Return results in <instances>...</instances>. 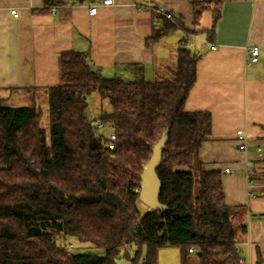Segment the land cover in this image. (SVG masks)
<instances>
[{
	"label": "trees",
	"instance_id": "16d2710c",
	"mask_svg": "<svg viewBox=\"0 0 264 264\" xmlns=\"http://www.w3.org/2000/svg\"><path fill=\"white\" fill-rule=\"evenodd\" d=\"M191 7L194 26L203 11L212 12L204 32L212 40L221 2L192 1ZM155 16L160 24L147 44L176 29L193 33L172 13L173 21ZM197 60L181 43L174 66L153 80L139 64L124 66L131 78L104 77L85 52L71 50L59 54L56 85L10 89L23 104H3L0 97V264H117L130 244L137 245L132 264H157L165 247L179 249L180 264H239L235 237L245 226L232 218L243 208L225 203L221 171L206 170L198 157L210 114L183 109ZM92 95L106 103L98 115L105 127L100 138L87 118ZM163 137L156 174L165 208L142 211L139 175ZM248 177L260 182L264 173L251 169ZM59 236L103 254L70 252Z\"/></svg>",
	"mask_w": 264,
	"mask_h": 264
},
{
	"label": "crops",
	"instance_id": "0c3cea01",
	"mask_svg": "<svg viewBox=\"0 0 264 264\" xmlns=\"http://www.w3.org/2000/svg\"><path fill=\"white\" fill-rule=\"evenodd\" d=\"M192 1L209 0H113L109 5L102 0H0V94L56 85L59 54L71 50L85 52L102 76L131 78L124 66L139 64L144 78L153 80L174 66L184 43L198 60L183 109L210 114L199 160L206 170L221 171L225 203L243 208L232 218L245 226L235 237L239 264H259L264 261V180H249L248 170L264 173V0H219L212 40L204 33L212 12L203 11L194 26ZM53 4L55 12L49 8ZM144 5L163 6L193 33L179 29L183 36L177 39L172 31L147 44L152 26L160 23ZM91 6L97 9L89 16ZM12 9L18 17L11 16ZM189 36L203 45L191 49ZM252 45L260 52L256 62L248 63L246 48ZM237 130L245 136V150L238 148Z\"/></svg>",
	"mask_w": 264,
	"mask_h": 264
},
{
	"label": "rangeland",
	"instance_id": "374dc122",
	"mask_svg": "<svg viewBox=\"0 0 264 264\" xmlns=\"http://www.w3.org/2000/svg\"><path fill=\"white\" fill-rule=\"evenodd\" d=\"M171 38H178L180 36H183L182 31L179 29L174 30L172 33ZM189 39L191 40L189 42V47L191 49H199L203 43L201 42L199 37H193L189 36ZM108 77V76H104ZM112 77V76H109ZM0 97H4L3 99V104H8V105H18V104H23L24 103V97L21 96V94L11 92L10 94H0ZM43 109L46 110V105L44 104V99L38 98L37 102ZM106 103H101L100 99L92 95L88 99V108L87 112H92L94 115H99V111L104 108ZM46 117V114H44V117ZM42 118V120H43ZM42 126H45V124L41 121ZM111 129H106L105 134H109ZM140 204V209L142 211H145L147 208L142 204ZM57 242L60 244H64L65 247L70 251L74 253H83V252H88V253H94V254H103V250L101 249H96L93 248L91 244L89 243H81L76 238H71V237H62L59 236L57 237ZM137 248V245H128L126 246V253L120 256V258L117 261V264H132V258L134 255V251ZM144 251V250H143ZM142 259V258H141ZM157 264H180L179 263V249L177 247H168V248H160L157 252Z\"/></svg>",
	"mask_w": 264,
	"mask_h": 264
},
{
	"label": "built area",
	"instance_id": "2783aa9c",
	"mask_svg": "<svg viewBox=\"0 0 264 264\" xmlns=\"http://www.w3.org/2000/svg\"><path fill=\"white\" fill-rule=\"evenodd\" d=\"M113 0H102V4L104 5H109L112 3ZM58 5L57 4H53L51 6H49V8L51 9V12H55V10L57 9ZM144 8H146L147 10H149L150 12H152L153 14L155 15H161L163 16L164 18H167V19H170L173 21V17L171 16V13L166 9L164 8L163 6L161 5H157V6H152V5H144L143 6ZM96 6H91L89 9H88V15L89 16H92L96 13ZM10 14L12 17L16 18L18 17V12L16 9H12L10 11ZM215 46L214 45H211L210 46V49H214ZM246 52H247V62L248 63H254L258 60V55H259V52H260V49L255 46V45H252V46H249L246 48ZM87 118L89 120V123L90 125L92 126L93 128V135L95 138H100V135L101 133L104 131V125L102 124V122L100 121L99 119V116L97 115H94L92 112H87ZM110 140H113L114 139V134L112 133H109L108 134ZM236 139L238 140V148L240 150H245L246 149V140H245V136L243 134V132L241 130H237L236 131ZM113 143L112 142H109L107 144V148H108V155L109 157H113ZM224 172L225 173H228L229 170L228 168H225L224 169ZM189 251H193L192 248L189 249ZM259 264H264V261L260 262Z\"/></svg>",
	"mask_w": 264,
	"mask_h": 264
},
{
	"label": "water",
	"instance_id": "95a60500",
	"mask_svg": "<svg viewBox=\"0 0 264 264\" xmlns=\"http://www.w3.org/2000/svg\"><path fill=\"white\" fill-rule=\"evenodd\" d=\"M164 143L165 137L161 138L152 147V154L149 160L144 164L139 175L138 200L150 210H160L165 208V206L158 201L160 180L156 174V169L160 165L162 159ZM197 254L199 255L200 252H197Z\"/></svg>",
	"mask_w": 264,
	"mask_h": 264
}]
</instances>
